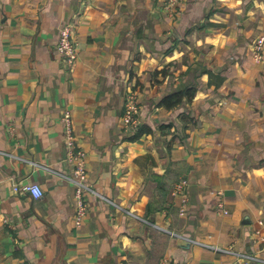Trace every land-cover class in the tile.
Segmentation results:
<instances>
[{
	"label": "crops",
	"instance_id": "0c3cea01",
	"mask_svg": "<svg viewBox=\"0 0 264 264\" xmlns=\"http://www.w3.org/2000/svg\"><path fill=\"white\" fill-rule=\"evenodd\" d=\"M164 1L0 0V264H264V0ZM67 109L93 188L81 222Z\"/></svg>",
	"mask_w": 264,
	"mask_h": 264
},
{
	"label": "built area",
	"instance_id": "2783aa9c",
	"mask_svg": "<svg viewBox=\"0 0 264 264\" xmlns=\"http://www.w3.org/2000/svg\"><path fill=\"white\" fill-rule=\"evenodd\" d=\"M179 0H165L164 5L166 10L170 14L175 13V6ZM74 28L71 22L64 24L59 33L57 49L62 55V58L66 65L72 64L78 57L79 47L74 38ZM255 57L261 60L264 56V34L259 35L254 42ZM140 110V103L135 96L131 93L127 97L125 103V109L123 114V121L125 129L127 131L138 129L140 127V120L138 113ZM62 123L64 125V136L67 145V156L70 161L75 164L73 174H63L65 178L76 184V199L78 202L77 209V221L81 222L82 217L85 215L87 210V194L93 191L92 185L88 180V168L86 163V151L78 144L73 124V116L70 110H65L62 117ZM188 183L187 178H182L177 183V188H181ZM26 188L32 192L33 196L40 198L44 195V189L41 184L32 183L28 184ZM187 210V201L183 202L181 207V213L184 214ZM215 250L219 251H231V248H225L217 245H209ZM254 256L250 254H239L235 264H253Z\"/></svg>",
	"mask_w": 264,
	"mask_h": 264
},
{
	"label": "trees",
	"instance_id": "16d2710c",
	"mask_svg": "<svg viewBox=\"0 0 264 264\" xmlns=\"http://www.w3.org/2000/svg\"><path fill=\"white\" fill-rule=\"evenodd\" d=\"M196 93V87L191 86L187 87L184 90L175 92L174 94H170L169 96L165 97L162 100V104L168 106V107H173L174 105L180 103L184 97H187L188 99H192L193 96ZM150 129L146 128L145 126L139 127L136 132L133 134L132 138H139L141 137L144 133L149 132Z\"/></svg>",
	"mask_w": 264,
	"mask_h": 264
}]
</instances>
